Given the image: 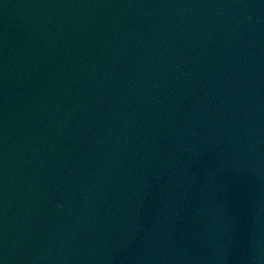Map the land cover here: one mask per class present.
Masks as SVG:
<instances>
[{"label":"water","instance_id":"obj_1","mask_svg":"<svg viewBox=\"0 0 264 264\" xmlns=\"http://www.w3.org/2000/svg\"><path fill=\"white\" fill-rule=\"evenodd\" d=\"M0 264H264V0H0Z\"/></svg>","mask_w":264,"mask_h":264}]
</instances>
